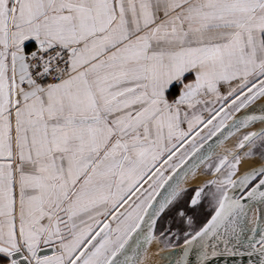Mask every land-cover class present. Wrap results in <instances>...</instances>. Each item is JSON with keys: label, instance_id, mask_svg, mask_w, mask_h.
I'll use <instances>...</instances> for the list:
<instances>
[{"label": "snow or ice", "instance_id": "1", "mask_svg": "<svg viewBox=\"0 0 264 264\" xmlns=\"http://www.w3.org/2000/svg\"><path fill=\"white\" fill-rule=\"evenodd\" d=\"M150 247L264 264V0H0V264Z\"/></svg>", "mask_w": 264, "mask_h": 264}, {"label": "water", "instance_id": "2", "mask_svg": "<svg viewBox=\"0 0 264 264\" xmlns=\"http://www.w3.org/2000/svg\"><path fill=\"white\" fill-rule=\"evenodd\" d=\"M178 254L173 253L172 254V259L174 260L177 257ZM240 260V257H236L235 261L238 262ZM216 264H234V259L229 257V258H225V257H219Z\"/></svg>", "mask_w": 264, "mask_h": 264}, {"label": "bare ground", "instance_id": "3", "mask_svg": "<svg viewBox=\"0 0 264 264\" xmlns=\"http://www.w3.org/2000/svg\"><path fill=\"white\" fill-rule=\"evenodd\" d=\"M154 252V254H155V251H153ZM155 256L156 257H158L156 254H155ZM154 256H152L151 254H148L147 253V251H146V253H145V255H144V259H143V261H142V264H152L153 263V258ZM151 258V259H150ZM159 258V257H158Z\"/></svg>", "mask_w": 264, "mask_h": 264}, {"label": "rangeland", "instance_id": "4", "mask_svg": "<svg viewBox=\"0 0 264 264\" xmlns=\"http://www.w3.org/2000/svg\"><path fill=\"white\" fill-rule=\"evenodd\" d=\"M153 251H155V249L152 248V247H150V248L147 250V253H148V254H151L152 256H154V257H153L154 259L152 260V261H153L152 264H157V261H158L159 258L155 256V254H154ZM150 259H151V258H150Z\"/></svg>", "mask_w": 264, "mask_h": 264}]
</instances>
